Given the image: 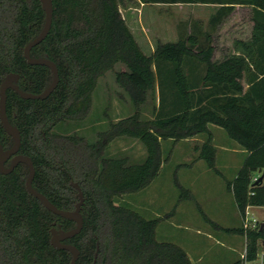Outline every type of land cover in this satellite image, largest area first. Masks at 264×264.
<instances>
[{
	"label": "trees",
	"instance_id": "obj_1",
	"mask_svg": "<svg viewBox=\"0 0 264 264\" xmlns=\"http://www.w3.org/2000/svg\"><path fill=\"white\" fill-rule=\"evenodd\" d=\"M129 1L54 0L51 31L31 53L57 63L59 84L45 99H25L10 88L8 115L22 134L19 152L34 161V186L66 210L74 209L80 199L73 180L85 193L83 229L65 240L81 250L77 264H94L98 241L96 264H192L180 244L159 239L162 217H146L119 199L157 179L174 144L184 139L206 134L194 161L204 159L216 168V126L247 153L227 184L240 214L245 219L249 206H264V0H139L217 5L207 24L183 20L179 39L159 42L151 54L122 13ZM238 4L252 7V34L235 39V53L215 59L214 31ZM45 20L42 0H0V87L10 72L21 74L19 85L29 92L41 93L52 82V69L30 63L24 54ZM110 70H115L132 112L117 122L108 120L91 140L77 127L91 116L100 79ZM150 96L156 102L153 115L147 117L144 107ZM104 115L109 116L107 106ZM70 121L77 123L74 129L55 130ZM118 137L142 142L145 158L133 162L128 156L111 155L109 145ZM164 140L173 141L165 157ZM13 142L0 118V145L8 149ZM257 172L263 175L255 181ZM28 175L25 163L8 174L0 171V264H71L72 253L52 244L51 230L54 222L64 229L76 222L54 213L33 195L26 185ZM177 183L181 199L193 198L190 189ZM224 229L246 234L247 257L258 258L264 243L261 222L256 228Z\"/></svg>",
	"mask_w": 264,
	"mask_h": 264
},
{
	"label": "rangeland",
	"instance_id": "obj_2",
	"mask_svg": "<svg viewBox=\"0 0 264 264\" xmlns=\"http://www.w3.org/2000/svg\"><path fill=\"white\" fill-rule=\"evenodd\" d=\"M216 8L217 5L204 3L143 4L139 0H130L126 6L122 7V13L144 51L151 54L159 42L178 37L180 22L197 18L208 23ZM253 25L252 7L236 5L232 13L214 31L215 58L223 59L225 54H229L234 48L235 39L249 38ZM245 86H247L246 82ZM155 102V98L150 96L144 107V116L153 115ZM106 106L109 116L104 115ZM131 112V101L116 82L115 70H110L100 79V88L95 93L91 116L83 126L77 128L94 140L98 137V131L105 129L104 125L108 124V120L117 122ZM76 124L73 121L60 123L55 130L74 129ZM214 137V142L219 149L216 168L209 167L206 161H194V147L206 139V134L184 139L174 144L169 159L164 161L163 169L157 179L146 189L119 199V202H128L146 217H162L158 236L160 240L181 241L180 243L186 245L188 242H193L197 248L196 252H202V244H207L212 240L208 238L206 232L202 231L209 233L212 230L211 233L216 235L214 237H219L224 242L231 234L209 222L198 208L197 201H183L181 211L177 212V205L182 196L178 181L181 183L184 181L183 186L197 191L198 200L202 203L204 211L217 222L230 227L238 225L235 216H238L239 209L235 208V199L228 193L227 184L236 175L247 153L238 141L231 138L222 127L214 128ZM172 144V140L163 141V157L168 154ZM108 150L111 155L128 156L133 162L143 160L146 156L144 144L132 137L115 138ZM255 175L262 176L263 174L257 172ZM196 176H201L202 179L199 180L197 186L191 185L190 182ZM248 217H250V222L255 220L262 222L264 208L249 210ZM262 251L264 252V245L260 243L259 254ZM193 256L192 258L197 261V258ZM229 258L219 259L217 262H212L207 258L206 261L198 262V264H229L231 263ZM247 264H261V257Z\"/></svg>",
	"mask_w": 264,
	"mask_h": 264
},
{
	"label": "water",
	"instance_id": "obj_3",
	"mask_svg": "<svg viewBox=\"0 0 264 264\" xmlns=\"http://www.w3.org/2000/svg\"><path fill=\"white\" fill-rule=\"evenodd\" d=\"M42 4L46 12L44 27L41 32L26 45L24 54L32 64H43L49 66L53 72V79L49 86H47L46 89L41 93H34L23 90L19 85V79L21 77L20 73L10 72L3 80L0 87V118L7 132L13 137L14 142L13 145L8 149H4L3 146L0 145V171L8 174L12 172L19 163L27 164L29 167V175L26 179L28 190L33 195L38 197L48 209L58 215L72 219L76 222V226L71 229H64L61 224L56 227L57 222H54V226L51 231L52 244L56 248L69 250L73 255L71 264H77L81 254V250L75 244L65 242V240L77 235L83 229L84 216L82 210L86 200L85 193L79 182L72 181V184L79 190L80 199L74 209L66 210L58 207L46 194H44L34 186L33 181L36 175V167L34 161L30 155L19 152L22 144V134L20 129L10 120L7 109L8 90L10 88L16 90L25 99H45L56 89L59 84L60 71L57 63L49 56L35 57L31 53L32 48L42 42L49 35L54 20V0H42ZM10 158H12L11 162L9 165H7V161ZM262 178L263 177H261L260 179ZM262 226H264V220L262 221ZM99 250L100 242L98 241L94 264H96L97 262Z\"/></svg>",
	"mask_w": 264,
	"mask_h": 264
},
{
	"label": "crops",
	"instance_id": "obj_4",
	"mask_svg": "<svg viewBox=\"0 0 264 264\" xmlns=\"http://www.w3.org/2000/svg\"><path fill=\"white\" fill-rule=\"evenodd\" d=\"M143 4H145V3H143ZM165 4H168V3H165ZM191 20H199V19L193 18V19H190V21ZM200 20H202V19H200ZM178 39H179V33H178V37L176 39H172V40L170 39L167 41H177ZM232 53H235L234 48L229 52V54H232ZM215 54H216V51H215ZM229 54H225L224 57H226ZM214 128L216 129L217 127L213 126L212 129L214 130ZM191 138H195V137H191ZM197 145H199V144L195 145L194 151H193L195 153L194 159L197 158L198 154H199V152L197 150ZM218 153H219V149H218ZM196 161H205V160L204 159H197ZM242 163H243V161H242ZM242 163H240V166L242 165ZM201 179H202L201 176H196L190 183H191V185L197 186V184H199V180H201ZM182 183L185 184L184 181H182ZM190 190L192 191L193 198L191 197V198H187V199L184 198L183 200L181 199V201H179V203L177 205V209H176L177 212L181 211L183 201H185V200L197 201L198 208L201 209V212L205 213L211 219V221L208 220L209 222H211V223L215 222L213 224L216 225L217 228H219V229H224L226 227H230V226H225V225L217 222L211 215H209L207 212H205L202 203L198 200L197 191L193 188H191ZM228 193L233 196L232 191L229 190ZM218 200L221 202L220 199H218ZM235 208H238L236 202H235ZM258 208H264V206H249L248 210H251V209L254 210V209H258ZM238 213H239L238 216L235 214L237 216V217L235 216V219L237 220L236 221L238 224L237 226H240L239 225L240 223H241V225H243L244 218L242 217L240 212H238ZM234 227H236V226H234ZM224 230L226 231V229H224ZM202 232H204V233L206 232L208 238L212 239L211 242H209L207 244H205V243L202 244L203 245V247H202L203 251L202 252H196L197 248H195L196 246L193 242H188L187 245L185 243L184 244L180 243L181 241L176 242L187 250V252L189 253V255L191 257L192 264H198V262H204V261H206L207 258L212 262H217L219 259H223V258L226 259L227 257H230L229 259L231 260L230 261L231 263H229V264H232V263L237 262V261H241V264H242V258H243V255H244L246 249H247L246 234L234 233V232L230 233V232L226 231L227 233H229L231 235L228 236V239H226L224 242V241H221L222 239L220 240L219 237L215 238L214 236H216V235L211 233L212 230H210L209 233L207 231H202ZM158 236H159V229H158ZM262 244L264 245V243H262ZM191 254L194 255L195 258H197V261L192 258Z\"/></svg>",
	"mask_w": 264,
	"mask_h": 264
},
{
	"label": "built area",
	"instance_id": "obj_5",
	"mask_svg": "<svg viewBox=\"0 0 264 264\" xmlns=\"http://www.w3.org/2000/svg\"><path fill=\"white\" fill-rule=\"evenodd\" d=\"M258 178H259V176H256L254 178V180L257 181ZM248 212H249V210H247V216L244 219V226L246 228H248V227H250V228H256L259 225L260 222H258L257 220H255L254 222H252V221L250 222V220H249L250 217H248ZM259 256L261 257V264H264V252L262 251L260 254H258V257ZM249 261L250 260L247 257V249H246V251H245V253L243 255V258H242V264H247Z\"/></svg>",
	"mask_w": 264,
	"mask_h": 264
},
{
	"label": "flooded vegetation",
	"instance_id": "obj_6",
	"mask_svg": "<svg viewBox=\"0 0 264 264\" xmlns=\"http://www.w3.org/2000/svg\"><path fill=\"white\" fill-rule=\"evenodd\" d=\"M11 159H12V158L9 159L10 162H11ZM85 203H86V200H85ZM85 203H84V205H85ZM76 204H77V203H76ZM84 205H83V207H84ZM59 224H61V223H59ZM59 224H58V225H59ZM61 225H62V224H61Z\"/></svg>",
	"mask_w": 264,
	"mask_h": 264
}]
</instances>
